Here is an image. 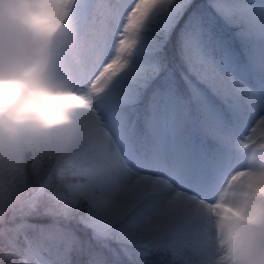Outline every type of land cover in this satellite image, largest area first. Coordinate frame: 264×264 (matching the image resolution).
Masks as SVG:
<instances>
[{"label":"snow or ice","instance_id":"obj_1","mask_svg":"<svg viewBox=\"0 0 264 264\" xmlns=\"http://www.w3.org/2000/svg\"><path fill=\"white\" fill-rule=\"evenodd\" d=\"M66 15L80 143L69 173L29 174L0 212V264H73L60 221L98 244L87 264H211L198 205L264 149V0H66Z\"/></svg>","mask_w":264,"mask_h":264},{"label":"clouds","instance_id":"obj_2","mask_svg":"<svg viewBox=\"0 0 264 264\" xmlns=\"http://www.w3.org/2000/svg\"><path fill=\"white\" fill-rule=\"evenodd\" d=\"M78 59L66 0H0V212L26 197L29 174L70 172L89 98ZM198 207L213 232L211 264H264V149Z\"/></svg>","mask_w":264,"mask_h":264}]
</instances>
